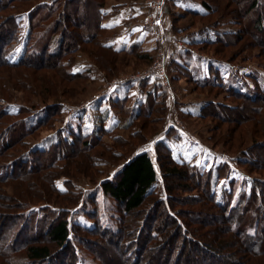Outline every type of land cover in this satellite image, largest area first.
<instances>
[{"label":"trees","instance_id":"1","mask_svg":"<svg viewBox=\"0 0 264 264\" xmlns=\"http://www.w3.org/2000/svg\"><path fill=\"white\" fill-rule=\"evenodd\" d=\"M35 1L40 3L0 18V79L8 69L23 67L53 70L61 76L65 72L57 73V69L62 68L67 82L93 80L91 74L97 70L104 72L106 84L120 78L122 73L115 69L112 59L86 49V45L93 42L101 51L113 55L128 54L148 64L153 60L151 55L140 52L138 45L127 51H116L108 46L115 34L103 24L111 16L105 10L106 0H53L50 3L0 0V14L8 9L19 11L16 4L27 6ZM78 1H82L81 8L74 11L72 7ZM196 1L202 11L185 10L184 15L210 17L214 12L212 4L221 0ZM226 1L235 6L230 14L232 23L217 21L206 26L201 33L210 39L191 38L187 44L200 48L199 51L219 46L216 56H212L214 61L235 66L234 60L220 57L221 48L231 47V43L239 41L248 31L260 34L257 40L262 43L264 53V0ZM169 2L167 0L165 6ZM118 11L119 7L114 8L112 15ZM252 14L254 18L248 20ZM22 16H28L29 27L23 53L13 61L10 56L24 38L19 23ZM172 17L171 30L181 34L176 28L175 14ZM83 25H91L93 30L83 33ZM231 25L239 28H231ZM78 51L91 58V63L76 70L74 53ZM175 62L174 58H168L167 68L168 72L171 68L172 79L186 75L196 88L209 93L216 90L215 95L224 92L225 100L237 104L234 107L207 101L197 113L200 118L220 120L224 117L222 113V116H213L209 111L223 109L227 115L251 113L264 105V75L260 72L261 75L251 73L225 79L219 68L211 64V79L202 83L192 78L187 66ZM259 67L264 70V63ZM132 84H137L141 91L148 90L144 99L137 97V106L127 110V97L115 100L112 93L121 89L128 91ZM5 90L0 86V217L10 218L9 222L0 223V264H78L81 247L100 264H109V261L110 264H264V181L253 174L264 166V153H260L259 159L252 150H246L232 160L245 172L249 183V190L239 195L240 181L231 177L233 169L227 163L218 165L216 170L201 169L186 159L176 158L171 144L175 127L161 133L167 114V95L158 79L127 81L114 86L106 95H98L79 112L75 118L77 123L71 125L67 134L54 129V124L64 114L63 102L58 100L52 106H44L43 102L19 105L17 112H11L12 102ZM42 93L46 94L42 97L44 100L56 97L50 89ZM116 110L128 122L112 123L110 118ZM85 120L88 125L82 124ZM136 120H141L140 126L136 125ZM255 124L258 125L252 127L255 139H262L255 143L254 149L264 152V122L258 120ZM157 126L161 128L156 133ZM44 128L53 135L41 147L30 138ZM147 129L152 137L146 134ZM118 131H126L131 140L145 141L144 144L161 135L155 140L153 151H140L132 158H125L123 135ZM106 135H114V145L103 141ZM228 140L232 141L229 145L232 147L234 136ZM229 146L225 153L233 156L235 146L231 149L227 148ZM76 147L78 153H84L85 161L80 162L84 169L54 174L56 163L69 157V149L70 153L77 154ZM22 148L24 150L18 151ZM96 148L100 149L99 153L94 151ZM44 156H47L48 168L47 173L41 175L45 170ZM113 166L116 173L111 177L108 168ZM80 176L90 180L94 191L87 195L73 192L78 198L76 206L65 207L68 199L61 198L71 194L70 180L74 183ZM103 176L105 179L100 181L98 177ZM63 178H66L64 190L57 185ZM41 181L50 185H42ZM29 182L31 185L27 186ZM221 182H227L228 187L221 186ZM159 183L161 189L157 188ZM82 201L83 209L75 212ZM77 215H84V223L77 221ZM179 239L183 240L182 244L174 246ZM93 244L104 249L106 255L90 250ZM110 248L119 250L118 255H112Z\"/></svg>","mask_w":264,"mask_h":264},{"label":"rangeland","instance_id":"2","mask_svg":"<svg viewBox=\"0 0 264 264\" xmlns=\"http://www.w3.org/2000/svg\"><path fill=\"white\" fill-rule=\"evenodd\" d=\"M43 2L50 3L53 0H42ZM167 1V0H166ZM81 2L78 1L76 4L73 5L72 9L75 11V9H80L81 8ZM108 0H106V3ZM40 2L35 1L32 3H29L27 6H24L22 4H16L18 7L19 11H15L12 9H8L4 11L3 13L0 14V18L3 17L4 19L10 16L11 14H14L15 12L20 13L22 11H25L29 9L31 6H35L36 4H39ZM166 4V2H165ZM145 11L147 9H151L150 5H148L147 0L145 2ZM213 6V14L210 15V17L206 18H194L192 16L184 15L183 14V8L180 7L177 8V10H172L175 11V23H176V28L177 30L182 31L181 34H175L172 30H170V37L169 39H165L168 41L172 38L173 35H186L188 36L187 40L189 37H196L195 33L201 32L204 27L206 26H212L214 25L217 21L224 22V23H230L231 22V9L235 7L234 5L231 4V2H228L226 0H221L220 2H216L212 4ZM165 8V7H164ZM174 9V8H173ZM72 11V12H74ZM71 13V12H70ZM147 13V12H146ZM215 13V14H214ZM146 16V15H145ZM255 15L252 14L251 17L248 18V20H251L254 18ZM222 17V18H221ZM233 17V16H232ZM174 17H172L173 19ZM230 21V22H229ZM144 22L147 28L149 26L147 25L146 19L144 17ZM170 19L169 17H166L165 23L163 26V33H166V29L169 25ZM1 23V21H0ZM19 23L21 24L22 31H23V41L16 47L14 52L11 54L10 58L13 61H17L24 50V39H25V34L28 30V16H22L19 19ZM232 23V22H231ZM230 23V24H231ZM239 28L238 26H233L231 25V28ZM92 31L93 28L91 25H83L82 31L83 33H86L88 31ZM61 32L64 34L66 31L61 30ZM155 32H153L154 34ZM194 34V35H192ZM155 35V34H154ZM165 35V34H164ZM199 36V34L197 35ZM260 36V34H257L256 31H248L247 33H244L243 36L239 41H235L232 44L231 47H223L221 48V54L220 57H224L227 59H232L234 62H236L235 66H229V65H224V64H217L214 60H211V58H206L205 61L202 59L199 60L197 56H193L192 59L193 62L191 63L188 59L186 61L189 62V67L192 69V72L198 70V74H194V79L196 82H205L209 75H208V64L213 63L216 67L219 68L220 72L222 75L227 79L228 77H233L239 76V77H245L251 73H261L264 75V70L260 69L259 65L264 63V53L263 50H261L262 43L260 41L258 42L257 38ZM185 48L187 47V41L185 40ZM149 47H154V36L153 38L149 41L148 45ZM157 46V42H156ZM219 46H209L205 47L203 50H200L202 53L205 55L209 56H216V48ZM222 47V46H220ZM86 49L89 52L95 53H102L107 59H112L116 64L115 69L121 72H124L120 78H127L129 79L128 81H136L138 79H134L136 75H138L139 72H142L149 68L155 58V52H153V60L151 61L150 64L147 62H139L137 61L133 56L128 55V54H120V55H113L105 51H101L100 48H98L95 44V42L90 43L89 45H86ZM156 49V48H155ZM196 51H198L200 48H195ZM246 49V50H243ZM174 49L171 47H168L167 52L169 57L167 56V59H173L177 54H182L184 53V50L178 49L176 51H173ZM101 51V52H100ZM177 52V53H176ZM75 57V66L74 69L76 70L79 69H84L86 66H84L87 63H91V58L89 59L85 54L82 52L78 51L74 53ZM46 58L43 56V59ZM207 60V61H206ZM168 61V60H167ZM200 61V64H198ZM46 62V61H45ZM44 62V63H45ZM7 73L4 74V78L1 77L0 79V86L5 88L6 92L8 93L9 100L12 102V105L9 106V109L11 112H17L19 109V105H31V103H40L43 102L44 106L45 105H55V103L58 102H63L62 104L64 105V114L58 119L57 122L54 124V129L56 128L57 130H63L64 134L68 133V130L70 129L71 125L76 124L75 118L80 115V111L83 110V108L87 107L90 102L96 99L98 95H102L104 93L105 86L106 88L109 87L110 84L113 83V80L110 82H104L103 77H101L102 74L99 72H95L93 76V80H85L80 83L77 82H67L65 81V74L66 71L63 70L62 68L57 69L58 71H63L65 74L62 76L59 74H56V71L53 70H47V69H36L32 70L29 67H23L20 69H8ZM111 76L114 73L113 71H108ZM107 73V72H106ZM169 78H170V90L172 94H168V89L164 90L166 91L167 98L170 97L171 100H173L174 105L178 106L179 104L177 103H183L187 108V105L196 103L199 104L200 102L206 103L207 101H213L215 103L219 104H227L231 106H236L237 104L232 103L231 101H227V95L222 92L221 94H216V90L211 91L212 93H209L206 89H199L196 88L195 84H193L191 81H188L187 79L182 78L179 80V78L172 79V73H171V68H169ZM259 73V75H261ZM108 74V73H107ZM114 78V77H111ZM119 78V77H118ZM45 83V86L43 85ZM110 83V84H109ZM250 86L253 88L254 84L253 82H250ZM56 87V88H55ZM52 90L54 93V96L56 97H51L47 98L44 100V97L46 94L42 93L43 90ZM218 91V90H217ZM5 92V93H6ZM63 92H66V95H63ZM63 95V96H61ZM62 98V99H61ZM30 99L32 102H30ZM169 99V98H168ZM167 99V101H169ZM61 100V101H60ZM262 105V103H260ZM42 106V105H41ZM174 106V108H175ZM43 107V106H42ZM256 111H258L256 113ZM212 112V115L215 116V114L222 115L224 119H215L208 117L206 119L200 118V117H191V118H184L182 115H178L176 111H173V115H167L166 114V119L169 120L168 123H166L163 127V132H166L169 128L173 127V122L175 121H182L183 123L186 124L188 127V130L191 132L192 138L199 141L200 144L205 146V151L201 152L199 147H196L193 145V143L190 141L189 138H186L182 135V133L176 129L175 130V136L172 137L173 140H171V143H176V146H174V154L176 158L179 159H186L190 161L192 164L198 165L201 169H214L218 167V165L227 163L232 167V175L231 177L236 178L237 180L240 181V187L237 190V194H243L249 190V183L247 180V177L245 175V172L241 170L232 160L236 159L237 155H240V152L246 151V150H252L253 155L256 156L257 158L260 159V153H264L261 150H255L254 145L258 140H261L262 138H259L258 140L255 139L254 136V127L258 126L255 123H258V120L261 122H264V105L260 106L257 108V110L252 111L251 113H240L236 112L234 114H224L223 109L216 111V110H211L209 113ZM169 113V111H168ZM221 115V116H222ZM226 120V121H224ZM136 125L140 126L141 125V120H136ZM88 121L85 120L82 122L84 125L87 124ZM261 124V123H260ZM162 126V125H161ZM161 126H157V132L161 128ZM253 127V128H252ZM73 129V128H72ZM150 129V127H148ZM146 130L148 134V137H152L153 134L149 132V130ZM252 130V133H249L248 135H245L248 130ZM119 134L123 135L122 137V147L124 151V156L125 158H132L134 155L139 153L140 151H153L154 148V142L155 140L160 136L156 135L153 137L151 140H149L146 144L145 141L140 142L136 140H131L129 135L127 134L126 131H118ZM117 132V133H118ZM53 135V132L46 130L45 128L42 130H39L38 132H35L33 136L30 138V141H34L33 143H40L41 147H44V141L46 142L49 137ZM113 136L114 135H106L103 137V141L106 144L109 145H114L113 143ZM234 136V149L232 153L234 154L233 156L227 155L225 153L226 146L231 145L232 141L228 140L230 137ZM41 138V139H40ZM40 139V141H39ZM39 141V142H38ZM227 141V143H226ZM32 143V144H33ZM30 144V145H32ZM232 146V147H233ZM232 147H227L231 149ZM25 148V147H24ZM24 148L19 149L18 151L24 150ZM70 151L67 152L69 153V157L66 159H61L56 163V170H54V174L60 173L59 171H67L68 173L70 172H77V171H82L84 166L80 162H84L85 157L84 153H78L79 148L76 147L74 148V151L77 152V154H72L70 153L72 150L69 149ZM99 148H96L94 151L96 153H99ZM72 154V155H71ZM237 154V155H236ZM48 156V155H47ZM47 156L43 157V162L45 166L41 171V175H45L47 173ZM78 163H80L78 165ZM121 165V164H120ZM68 167V170H67ZM260 167V166H259ZM70 168V170H69ZM102 169H105L103 167ZM110 172L111 177L116 173V168L110 167L108 168V174ZM62 173V172H61ZM64 173V172H63ZM255 177L261 179L264 181V166L260 168H257L256 172L253 173ZM67 175V174H66ZM100 181H103L105 179V176L103 177H98ZM78 181H75L73 183L72 180H70V183L68 187H72L70 189L71 194L67 195L61 200L68 199V202L64 204L65 207H70L73 206L75 207L77 204L76 199L74 194H72L75 191H79L85 195L92 193L94 191V187L92 186V183L88 178L84 177H79ZM66 181V178L60 179L57 182V185L60 189L64 190V182ZM49 182V181H48ZM30 184L27 183L26 185L28 186ZM42 185L47 184V182H42ZM31 185V184H30ZM50 185V184H47ZM223 187H228L227 182H221L220 184ZM157 188L161 189V183L157 186ZM9 191L12 193V189L9 188ZM36 193V192H34ZM187 196V195H186ZM184 196V197H186ZM71 202V203H70ZM38 205H41V203H37ZM62 205V204H61ZM83 206V201L81 204H79L78 207L75 208V212L81 211V208ZM9 216H1L0 217V223L1 222H9ZM77 221L84 223V215H77L76 216ZM183 242L182 239L177 240V243L175 244L181 245ZM78 245L81 247L80 243L78 242ZM84 247H81L83 251L80 253V261L78 264H100L97 262L94 256H91L88 251H85L83 249ZM90 250L92 249L93 251H97L101 255L105 256L107 253L105 252L104 249H98L94 244L91 245L89 248ZM110 253L112 255H118L119 250H112L111 248L109 249ZM92 253V252H91ZM110 254V255H111ZM108 257V255H107ZM112 263L109 261V264ZM49 264V263H46Z\"/></svg>","mask_w":264,"mask_h":264},{"label":"crops","instance_id":"3","mask_svg":"<svg viewBox=\"0 0 264 264\" xmlns=\"http://www.w3.org/2000/svg\"><path fill=\"white\" fill-rule=\"evenodd\" d=\"M145 2L146 0H108V2L105 5V10L111 15L105 22L103 23L105 26L111 29V32L114 33L115 35L113 36L114 38L109 40L108 46H110L112 49L116 51H127L130 49L131 46L133 45H138L139 46V51L144 53V54H149L153 56V52H155L156 48V35H157V29L152 28L149 26V28L146 27L145 22H144V17L146 19V16L150 9L145 11ZM116 7H119V11L116 15H112V10ZM165 8L163 9V20L165 23L166 17H169L170 22L169 25L166 29V38L169 39L170 35V25L172 22V15L175 14V11L172 10H177V8L180 9L183 8L182 11L185 10H191V11H202L201 5L196 1V0H170L169 4L164 6ZM174 8V9H173ZM147 12V13H146ZM146 15V16H145ZM147 22V21H146ZM148 25V24H147ZM153 32H155L153 34ZM199 34V36H197ZM194 35V34H192ZM196 37H191L192 39H210V36H207L205 33H195ZM154 36V47H149L147 46L149 41L153 38ZM189 37V40L191 39ZM184 50V49H183ZM124 53V52H122ZM177 53V52H176ZM197 56L199 60L205 61L206 58H211V60H214L212 56L205 55L201 51H196L195 47H190L187 45L186 49L184 50V53L177 54L174 57V62L175 63H180L183 66H187L191 70V75L192 78L194 79V74H198V70L192 72V69L188 66L189 62L186 61V59H192L193 56ZM191 63L193 60H189ZM207 61V60H206ZM200 64V61L199 63ZM213 64L212 62L208 64V75L209 77L207 79H211V74L209 71L210 65ZM89 65V63L85 64L84 66ZM95 72H99L101 77H103V81L106 82L105 80V75L102 70H97ZM93 72L91 74L92 78L95 74ZM122 74L125 73L121 72ZM187 79L188 81H191V78L188 76H180L179 80L184 78ZM177 78H175L176 81ZM205 79V80H207ZM195 80V79H194ZM113 89V88H112ZM148 89H145L143 91L138 88L137 84H132V87L128 89V91L121 89L117 92L112 93V98L116 99H123L127 97V100L125 102V107L126 109H132L136 104V99L139 97L140 99H144L146 92ZM169 98V99H168ZM167 99V115H173V111H176L178 115H182L184 118H191V117H198L197 113L201 109V107L204 105L203 102H200L199 104H196L195 102L192 104L187 105L186 107L183 103H177L179 104L178 106L174 105L173 100H171L170 97ZM175 106V108H174ZM129 110V111H130ZM169 111V113H168ZM131 113V112H130ZM129 113V114H130ZM127 118H123L119 110H116L112 114V118L110 120L112 123H125L128 121H125ZM169 120L165 118V124L168 123ZM161 135V134H160ZM160 137V136H159ZM158 137V138H159ZM171 140H173L171 138ZM172 146L175 145L176 143H171ZM174 149V146H173Z\"/></svg>","mask_w":264,"mask_h":264},{"label":"built area","instance_id":"4","mask_svg":"<svg viewBox=\"0 0 264 264\" xmlns=\"http://www.w3.org/2000/svg\"><path fill=\"white\" fill-rule=\"evenodd\" d=\"M166 0H147L148 5H150V11L146 16V21L148 26L157 29L156 42L157 46L155 49V58L153 64L146 70L139 72L134 79H158L165 89H168V94H172L170 90V78L167 68V56L168 47L173 48L174 50L184 49L185 40L187 41L188 36L186 35H173L170 40L165 39L163 33V9L165 6ZM127 78H117L113 81L112 84L104 91L102 95L109 93L112 88L116 85L127 82ZM173 127L178 129L182 135L186 138H191L190 141L194 146L199 147L201 152L205 151V146L201 145L199 141L192 138L191 132L188 130V127L182 121L173 122Z\"/></svg>","mask_w":264,"mask_h":264}]
</instances>
